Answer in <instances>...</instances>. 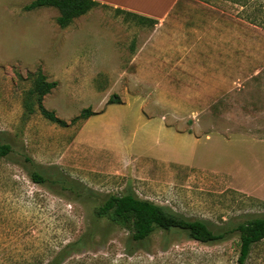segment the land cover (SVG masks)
<instances>
[{"label":"rangeland","instance_id":"obj_1","mask_svg":"<svg viewBox=\"0 0 264 264\" xmlns=\"http://www.w3.org/2000/svg\"><path fill=\"white\" fill-rule=\"evenodd\" d=\"M32 1L0 0V143L11 148L0 159V264H47L78 239L60 264H237L236 235L203 244L180 232L154 233L128 255L129 231L96 210L109 195L133 193L213 230L264 215V155L235 157L250 147L224 139L227 115L213 111L211 96L203 112L184 98V59L203 58L209 71L215 52L228 54L207 43L184 51V27L205 26L207 35L213 24L245 31L251 20L264 28V2L238 19L229 3L178 0L153 35L164 45L148 50L152 28L110 8L61 29L54 8L24 11ZM140 51L173 75L119 76ZM37 71L56 83L41 104L65 126L24 106ZM84 109L94 115L79 119ZM34 171L61 185L34 183ZM245 264H264V239Z\"/></svg>","mask_w":264,"mask_h":264},{"label":"crops","instance_id":"obj_2","mask_svg":"<svg viewBox=\"0 0 264 264\" xmlns=\"http://www.w3.org/2000/svg\"><path fill=\"white\" fill-rule=\"evenodd\" d=\"M94 1L112 9H121L156 21L150 33L151 38L143 45L148 50L159 49L164 45L157 40V36L153 37V35L159 33L161 28H166L170 12L178 2V0ZM219 1L238 8L233 10L238 19L251 16V12H259L253 11L252 4L264 2V0ZM258 16L263 15L261 13ZM245 23L247 25L245 31L234 27L221 30L222 28L213 24L209 26L210 33L207 35H205V26L184 27V51L188 52L194 46L196 49H202L205 43L211 44L214 51L219 49L220 45L228 51L227 56L223 58L214 53V58L207 64L213 66L209 71L205 69L207 61L203 58L184 59V98L191 107L199 109L206 106L208 103L206 99L211 96L213 111L227 115L229 126L228 137L218 134L219 143H222L224 136L225 140L229 139L230 146L250 147L244 149L243 155H235V157H262L258 153L254 154L253 151L258 150L264 155V28L251 20ZM221 33L227 34V37L221 36ZM142 54L140 51L127 59L129 61L126 60L132 69L131 72L122 70L118 75H130L134 78L139 75L154 74L170 78L173 75L171 68L169 70L165 68V61L150 54ZM177 72L182 73V71ZM205 82H211L212 86H206ZM199 111L203 112L200 109ZM230 157L233 156L230 154Z\"/></svg>","mask_w":264,"mask_h":264},{"label":"trees","instance_id":"obj_3","mask_svg":"<svg viewBox=\"0 0 264 264\" xmlns=\"http://www.w3.org/2000/svg\"><path fill=\"white\" fill-rule=\"evenodd\" d=\"M97 7L110 8L94 0H33L24 6V11L54 8L59 13L55 21L57 26L65 29L74 19ZM112 10L125 18L133 19L137 25L142 27L153 28L156 24V21L152 19L121 9ZM55 86V82H47L43 74L37 71L33 79L32 89L28 91L25 98L24 106L28 111H31L32 106L35 104L45 119L60 126H65L64 121L56 118L52 112L44 109L41 104L43 97ZM108 104H112V101L109 100ZM92 115L94 114L89 109H84L81 111L79 119L86 120ZM10 151L11 148L8 144L0 143V159L5 158ZM29 176L37 184H45L50 181L41 173L35 171L30 172ZM50 182L53 186H56L61 185L62 181L59 178ZM96 216L98 218L108 217L111 221L129 231L130 234L125 244V252L128 255H132L137 249L143 248L154 233L166 236L171 232H180L189 239L203 244L225 241L232 235H236L239 247L237 264H245L252 246L264 239V215L243 222H229L217 230H213L203 220L187 219L149 200L140 199L133 193L107 196L104 202L97 207ZM79 243L80 239L66 245L47 264H60Z\"/></svg>","mask_w":264,"mask_h":264}]
</instances>
